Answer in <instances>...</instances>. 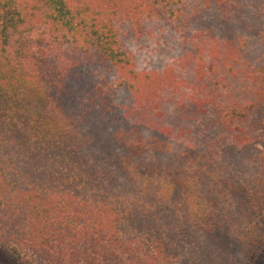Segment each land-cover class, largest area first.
<instances>
[{"label": "trees", "instance_id": "trees-1", "mask_svg": "<svg viewBox=\"0 0 264 264\" xmlns=\"http://www.w3.org/2000/svg\"><path fill=\"white\" fill-rule=\"evenodd\" d=\"M138 1L129 13L136 31L146 20L176 22L172 29L181 33L174 42L194 39L180 30H196L194 13L179 20L178 11L162 5L165 0ZM209 4L194 17L209 44L191 45L196 50L180 61L194 56V78L185 87L193 90L187 97L194 115L212 107L223 132L231 134L247 117V86L240 95L210 90H223L224 76L237 77L247 53L240 33L247 30L264 46V0ZM78 7L93 17L84 19ZM109 14L102 0H0V245L42 264H182L180 251L190 237L221 259L207 256L216 264H228L226 253L264 264V185L247 192L229 180L223 192L201 191L219 178L220 160L212 146L203 155L190 154L178 139L181 130L172 137L163 125H150V118L138 121L141 109L155 117L153 104L148 97L121 98L140 90L141 75L136 56L116 40ZM202 51L215 69L212 62L204 66ZM180 84L172 86L176 96ZM232 138L234 147L254 143ZM155 154L181 159L184 166L160 164ZM179 231L189 234L177 237Z\"/></svg>", "mask_w": 264, "mask_h": 264}, {"label": "rangeland", "instance_id": "rangeland-1", "mask_svg": "<svg viewBox=\"0 0 264 264\" xmlns=\"http://www.w3.org/2000/svg\"><path fill=\"white\" fill-rule=\"evenodd\" d=\"M209 1L211 2V0H165L162 5L166 7L171 5V8L178 11L181 15L180 20L184 17H189L188 15L193 13L194 17H196V10L200 11L204 6L209 7L211 4H209ZM152 2V4L156 3L154 0ZM102 4L110 11L107 21L116 23L115 35L118 36L116 40L121 41L124 52H129L132 53V56H136V59H134L135 63H137L135 71L141 75L139 76L140 90L136 87L135 94L123 92L121 98L125 102H131L134 99L141 102L143 98L148 97L153 104L151 110L154 111L155 117L141 109L137 115L138 121H145L150 118L154 121L150 125H153V127L156 124L163 125L172 137H175L176 133L181 130L183 137L179 136L178 139L191 148L190 154L192 155L198 153L203 155L205 148L212 146L211 151L220 160L216 165L219 170V178L212 186L208 184L203 187L200 186L203 193L209 188L213 191L223 192L229 180L242 186L247 192L261 191L260 186L264 185V183H258L256 180L262 174L259 163L264 155V104L261 102L264 99V92L260 94L257 92L259 90L264 91V46L261 45L258 36L250 35L247 30L239 34L243 41L247 43L243 49V52L247 53L241 57L243 65L238 69L237 77L224 76V78H228L225 88L218 91V88L214 86L210 90L214 96L223 95L227 92H234L236 95H240L242 86H247L242 91L246 92V95L241 96L243 101H250L251 103L247 107V117L233 129H237L239 132L235 133L232 130L231 134H227L221 129L220 121H218L219 115L213 111L212 107L204 106L194 115L193 107L189 106L190 99L187 95L192 93L193 90L191 88L185 89V87H190V83H192L194 78L192 72L194 56L188 54L186 61L183 62L180 61V57L185 55L187 50L203 47L202 42L205 45L209 44L207 39L211 38L202 37L201 34L197 33L196 23L199 22V18L195 19L193 17V22H190V24L196 26V30L189 29L188 25H185L182 29L180 28L185 34L189 35L192 33L194 39L174 42L171 38H178L181 33H176L172 29L176 22L170 25L167 22L156 21L151 23L146 20L139 32L135 30V17L130 16L135 13V0H109V2L102 0ZM141 4L148 5L146 0H142V3L140 1L137 2L138 6ZM76 11L81 13L84 19H91L94 15L90 13V10L82 7L76 8ZM123 12L127 15L123 16ZM128 18L133 22H130ZM192 29H194V26ZM215 37L219 38L221 35L215 34ZM191 45H194L195 48L191 47ZM202 55L204 56V60H202L204 66H206L205 63L209 64L212 62V67L215 69L213 60L205 54V51L201 52L200 56L202 57ZM179 65L181 68L178 67ZM204 66H200V68H204ZM241 72L248 75L247 80L240 75ZM202 79L200 77V81ZM178 82H181V84L177 86L176 93L177 96H180V100L177 101V96L174 94L172 86ZM206 83L209 84V82ZM215 91L217 92L215 93ZM255 96H258V100ZM233 134L250 137L254 143L244 147H234L236 141L232 138ZM219 136L217 144H213V141ZM153 156L163 165L173 164L171 166L173 168H183L184 166L180 161L181 159L174 161L170 156L165 157L156 154ZM262 163H264V157ZM259 196L260 194L256 195V199H259ZM238 200L241 205L246 200V197L238 198ZM176 234L177 237H184L188 236L189 233L187 231H179ZM194 243L195 241L188 237L185 249L180 251L182 264H216L214 259L221 263V259L215 258V253L210 252V249H202L201 251L199 245ZM226 254V258L229 260L228 264H248L250 260L249 257L237 255V253ZM201 256L204 257L201 259ZM207 256L214 259H209ZM208 259L210 262L202 263ZM31 260L34 264H42L32 254H28L25 259L17 258L12 252L0 245V264H31Z\"/></svg>", "mask_w": 264, "mask_h": 264}]
</instances>
